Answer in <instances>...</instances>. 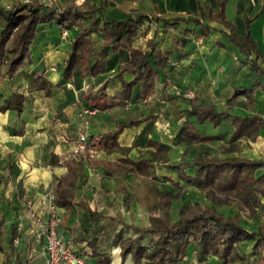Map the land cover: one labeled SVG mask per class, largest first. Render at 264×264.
Returning a JSON list of instances; mask_svg holds the SVG:
<instances>
[{"label": "crops", "instance_id": "obj_1", "mask_svg": "<svg viewBox=\"0 0 264 264\" xmlns=\"http://www.w3.org/2000/svg\"><path fill=\"white\" fill-rule=\"evenodd\" d=\"M66 1L68 0L60 4ZM83 1L76 0L77 4ZM92 1L97 6H104L108 20L141 15L190 17L199 14L201 8L217 11L216 0ZM230 3L235 17L229 18L226 14L227 17L233 22L243 19L246 26L237 25L235 22L238 34L243 36L247 33L246 15L252 19L251 36L264 54V0H228V4ZM205 24L216 28L211 30L207 38L199 34L201 27L195 24L181 22L175 26L165 27L162 22L154 21L151 25L148 23L142 36L133 42V47L146 50L147 40L156 37L159 48L168 53L169 60H179L181 65L176 69L171 66L162 69L156 91L148 98L120 102L108 111L85 113L88 107L85 102L79 100L78 92L96 90L107 82L108 94L110 96L118 94L121 82L117 71L129 58L127 49L113 56V64L107 73L84 78L75 74L72 79H65L64 68L73 39L64 38L56 25H42L31 46V60L27 61L15 75L11 77L6 75V64L0 63V224L3 232L2 242L7 253L12 256L9 241L15 238L13 230L24 214L32 209L44 218L48 217L47 195L53 194L54 176L63 182L70 178L67 161L77 168V181L73 189L76 202H87L93 210L123 216L129 222L124 206L125 194L120 185L131 190L129 175L131 179L134 176H143L129 171V164L124 160L129 157L135 160L141 156L149 157V151L155 150L149 142L154 140L170 146L169 164L180 163L183 157L180 161H176L175 158L181 153L182 147L179 149L178 136L185 118L178 116L179 111L189 109L193 105H213L221 112L240 116H252L257 113L264 118L263 88H257L252 95H235L238 88H250L258 79L264 83V78H260L252 71L251 65L247 63V56L220 31L226 30L223 25L218 22ZM71 31L73 38L76 32L74 29ZM91 39L97 47L103 42L100 32H95ZM219 41L223 45L219 44ZM252 58L264 68L262 58L255 54ZM33 73L47 81L45 89L31 87ZM124 76L128 80L133 78L129 73ZM175 85H189L195 91V98H173ZM162 93H166L167 100L169 98L172 100L167 104H161L158 99ZM17 94L26 96L21 113L15 109H7L8 105H14L12 100ZM160 104L163 106H159ZM164 106L168 108L160 110ZM136 117L143 118L144 121L138 126L119 130V123ZM190 119L194 121L202 135L216 136L211 143H220L221 146L230 144L235 133L231 121L224 120L220 126L214 127L209 121L199 124L195 117ZM83 133L91 142L92 152H84L74 157L72 150ZM248 142L254 144L262 154L258 157L237 154L230 156L264 158L262 152L264 130L260 131L256 139L238 140L241 146L242 143ZM129 147L130 152L125 150ZM102 162L113 164L110 170L113 171L114 177L105 176L104 170L109 165ZM152 171L159 184L168 183L173 188L177 187L175 182L183 184L169 168L160 167ZM168 189L173 190L170 187ZM27 203H31L30 208ZM116 209L119 214L115 213ZM63 216L64 225L62 223L60 234L70 240L74 235L77 236L79 220L83 222L92 220L90 214L81 206L69 211L63 209ZM21 234L19 245L22 250L26 251L27 248L30 251L31 247L35 246L33 251L39 253L40 258L37 264L42 263L44 247L36 237L34 222L27 220ZM97 237L101 238L100 235ZM82 239L84 241L78 244L85 251L89 250L88 241L91 239ZM22 256L25 257L26 254ZM14 258L20 259L17 255ZM4 261V254L0 252V264ZM192 261H196L195 255Z\"/></svg>", "mask_w": 264, "mask_h": 264}, {"label": "trees", "instance_id": "obj_2", "mask_svg": "<svg viewBox=\"0 0 264 264\" xmlns=\"http://www.w3.org/2000/svg\"><path fill=\"white\" fill-rule=\"evenodd\" d=\"M227 2L228 0H216V12L201 8L199 14L190 17L141 15L108 20L104 6H97L92 0H84L81 4H77L76 0H68L63 4L54 2L51 4L42 0L14 1L10 8L0 5V63L6 64V75L10 77L15 75L27 61L31 60V46L42 25H56L61 32L71 29L76 32L73 38L70 33V38L73 40L64 68L65 79H72L75 74L84 78L107 73L113 64V56L127 49L129 58L117 71L121 82L118 94L114 96L108 94L107 82L96 90L78 92L79 100L86 103L87 109L108 111L120 102L148 98L156 91L160 71L168 66L178 68L173 66V62L179 60H169L168 53L159 48L156 37L147 40L146 50L133 47V42L142 36L148 23L151 25L154 21L162 22L165 27L175 26L181 22L195 24L201 27L199 34L207 38L211 30L216 28L205 22H218L226 29L220 31L247 56V63L251 65L252 71L260 78H264V68L252 58L255 54L264 61V54L250 33L252 19L245 15L247 33L243 36L239 35L235 22L226 15ZM95 32H100L103 37L100 47H97L91 39ZM218 43L223 45L220 41ZM126 73L133 75V78L126 79L124 76ZM31 82V87L34 89H45L47 84V81L36 73H33ZM178 87L190 86H174L173 98L185 99L175 95ZM259 87L264 89V83L258 79L250 88H238L235 95H252ZM165 94L160 95L159 102L161 99H165L166 102L172 100V98L167 100ZM25 100L26 96L23 94L14 95L12 100L14 105H8L7 109H15L21 113ZM178 116L185 118L179 131L178 145L184 147L186 151L192 150L195 146L207 145L216 139L213 135H202L191 117H195L199 124L209 121L214 127L220 126L224 120L233 123L235 133L230 144L220 147L225 153L238 152L239 139H256L260 131L264 130V118L260 114L233 115L221 112L213 105H193L189 109L179 111ZM143 121V118H129L119 123L118 128L119 130L132 128ZM149 145L155 149L149 151V157L141 156L137 160L129 157L124 160L129 164V171L136 175L149 176L152 170L166 167L174 171L183 184L179 185L175 182L179 191L174 192L168 188H159L155 180L150 211H157L158 215L150 216L148 226L128 222L123 216H113L93 210L87 202H76L73 189L77 181V168L69 161L66 162L69 168V180L63 182L54 176V203L66 211L81 206L90 214V219L93 221L106 220L121 225V230L115 236L120 242L121 264H125L128 258L132 264H205L206 259L211 256H216L223 261V264L239 261H246V264H264V202L262 201L264 158L251 159L230 155L211 157L199 150L192 159L184 156L180 163L171 165L168 156L169 145L154 140L150 141ZM89 149H91L90 141ZM125 150L130 152L131 148ZM102 163L109 165L104 170L105 176L114 177L113 171L110 170L113 164ZM120 187L125 194L124 205L127 211H130L133 192L126 186L120 185ZM184 187L199 189L212 204L182 202L178 217L174 219L172 206L176 201L182 200L181 191ZM230 196L238 200L241 210L248 209L252 217H258L256 229H250L243 224L240 212L226 215L218 209V206L223 205L224 200ZM123 229L132 230L135 236L122 237ZM16 235L15 228L13 237ZM2 236V224H0V252L5 257L3 264H9L12 256L5 251ZM146 239L149 240L144 243ZM242 243H252L253 251L258 254L248 259L240 250ZM88 248L90 252L81 248L80 253L84 254L90 263L93 260L95 261L92 264L110 263L109 254L100 250L99 237L89 240ZM193 255L196 256V261H192ZM16 263L19 261L16 260Z\"/></svg>", "mask_w": 264, "mask_h": 264}, {"label": "rangeland", "instance_id": "obj_3", "mask_svg": "<svg viewBox=\"0 0 264 264\" xmlns=\"http://www.w3.org/2000/svg\"><path fill=\"white\" fill-rule=\"evenodd\" d=\"M14 1H25V0H14ZM14 1L10 0H4V4L12 5ZM32 1V0H31ZM54 3H62L64 0H52ZM228 4V2H227ZM226 4V14L229 18H234L235 13L232 6V3ZM237 25L245 26L244 20H236L235 21ZM246 27V26H245ZM71 33L73 31L69 30ZM63 33V32H62ZM188 99V98H185ZM167 104V103H166ZM163 106V105H159ZM160 108V107H159ZM168 107L160 108V110H166ZM221 145L220 143H210L204 146L200 147H193L192 150L186 151L184 147L181 148V153H178L176 156V161H180L182 157H188V159L193 158L199 150L204 151L208 156H219V157H225L228 155H247L251 157H258L259 153L258 148L252 144V143H242V146L239 145V151L238 152H223L220 149ZM180 149V146H179ZM262 152H264V148L262 149ZM153 171L149 176H143V177H135L131 179V176L129 175V187L132 188L133 192V204L131 205L130 211H127L126 208V218L129 220V222H133L136 225L139 226H148L149 225V218L152 215H158L157 211H150V208L153 204V184L156 183L155 175H153ZM156 180V181H155ZM159 186H161V189H164L165 187H170L173 190H176L175 192L179 191V188H173L168 183L166 185L157 182ZM182 193V200L180 202L176 201L172 206V216L174 219H177L179 207L182 202H191L192 204H209L212 203L207 199L205 193L200 191L199 189L193 188V187H184V189L181 191ZM264 202V199L262 200ZM138 202V204H136ZM224 204L221 206H218V209L225 213L226 215H234L238 212L241 213L243 224L250 228V229H256L258 225V217H252L250 214V211L248 209L241 210V206L239 205V202L235 197L230 196L229 198H226L224 200ZM125 206V205H124ZM106 210V209H105ZM116 214H119L118 210H115ZM23 215V214H22ZM21 215V216H22ZM65 216V213H64ZM63 216V217H64ZM66 217V216H65ZM18 223V222H17ZM73 224L72 222H70ZM80 224V227L78 225V233L77 236L74 235L72 240H70L74 243L75 247L77 248L78 252L80 253L81 247L80 243L84 241V239H94L97 237V235H100L101 238L100 241V250L107 252L110 256V263L109 264H121V256H120V242L116 240L115 236L116 234L121 230L120 227H116L114 224L108 223V222H101V221H92V220H79L77 224ZM17 225V224H16ZM64 225V223H63ZM17 229V228H16ZM101 231L99 232V230ZM99 233V234H98ZM122 237H128V236H135L132 230L129 229H123ZM22 234L17 230L16 237H20ZM15 237V238H16ZM14 238V239H15ZM14 239H10V249L13 259L10 261L9 264H37L40 261L39 253L36 254V251H33L35 246L31 247L30 251L26 248V251L22 250V247L19 245V243H15ZM79 240V241H77ZM149 239L144 240V243H147ZM79 243V244H78ZM43 245V243H42ZM253 244L252 243H242L240 245L241 252L249 258L254 257L258 252H254L252 249ZM90 252L89 250H87ZM22 254H26L25 257L22 256ZM20 257L18 260L19 263H16L15 256ZM205 264H223V261L217 258L216 256H211L206 259ZM95 260L92 262L94 263ZM92 262L90 264H92ZM125 264H132L131 260L128 258ZM203 264V263H201ZM226 264H246V261H239V262H228Z\"/></svg>", "mask_w": 264, "mask_h": 264}, {"label": "built area", "instance_id": "obj_4", "mask_svg": "<svg viewBox=\"0 0 264 264\" xmlns=\"http://www.w3.org/2000/svg\"><path fill=\"white\" fill-rule=\"evenodd\" d=\"M45 2L53 3V1L45 0ZM0 5L10 8L8 4H4V0H0ZM63 37L68 39L71 34L69 30L63 31ZM179 61H174L173 66L179 67ZM175 95L188 99L195 98V91L191 87L176 88ZM161 104H166L165 99L160 100ZM97 110L86 109L85 113H94ZM89 139L86 134H81L75 147L72 150L74 157L79 156L88 150ZM88 151L92 152L91 149ZM48 217L44 218L43 215L38 214L36 211L30 209L22 218L19 219L16 228L21 233L24 230L25 222L31 220L36 227V237L43 243V257L44 260L40 264H90L84 254L78 252L74 243L65 239L60 234V228L63 223V209L57 206L53 201V194H48ZM31 206V203H27ZM20 237L14 239L15 243H19Z\"/></svg>", "mask_w": 264, "mask_h": 264}]
</instances>
